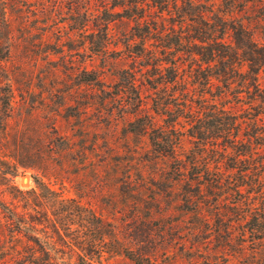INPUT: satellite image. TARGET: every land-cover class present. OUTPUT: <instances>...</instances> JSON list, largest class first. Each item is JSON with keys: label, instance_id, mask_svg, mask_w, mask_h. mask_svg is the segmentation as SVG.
I'll use <instances>...</instances> for the list:
<instances>
[{"label": "rangeland", "instance_id": "obj_1", "mask_svg": "<svg viewBox=\"0 0 264 264\" xmlns=\"http://www.w3.org/2000/svg\"><path fill=\"white\" fill-rule=\"evenodd\" d=\"M195 1L201 3L209 21L206 28L220 23L215 16L227 17L220 0ZM238 1L244 6L236 17L264 43V19L259 17L258 3ZM78 3L81 10L83 0ZM69 13L62 0H0V170L14 164L27 167L20 168L13 179L19 189L32 188L31 175L36 174L50 186L62 188L67 197L91 207L106 224L98 264H134L126 251L136 247L145 253L155 252L161 264H225L221 254H216L219 241L213 232L208 245H199L196 251L192 248L202 235L195 226L196 219L180 206L179 185L170 187V161L145 162L148 140L139 123L146 118L133 127L128 123L134 120L133 114L127 113L133 109V94H121L124 90L116 84L114 74L120 69H134L142 59L132 58L115 43L122 40L121 33L132 23L120 19L112 22L108 51L90 61L81 16L72 17L74 21ZM179 19L176 10L155 19L163 35L154 37L149 47L158 51L166 66H180L179 74L188 82L187 71L196 62L187 57L185 39L177 42V35L185 37L190 28H182L180 35ZM224 38L230 43L231 35L227 33ZM90 69L97 72L99 86L86 82L85 71ZM146 79L145 74L137 75L140 115L148 114L154 125L166 126L170 116L152 110L153 100L162 92L150 88ZM259 83L264 87V72ZM185 85L179 80L168 85L166 93L178 104L186 100L188 105L197 106L198 89L189 82L191 92L184 94L181 90ZM232 101L229 98L224 103ZM176 103L169 106L172 116L182 107L177 108ZM146 126L148 129L150 125ZM175 127L181 134L175 151L183 157L193 142L188 118H177ZM9 191L11 195L0 188V197L19 205L21 194ZM228 201L222 205H230ZM0 220L3 224L1 214ZM232 224L233 234L239 235L243 221ZM1 226L0 264H18L21 254L16 250L25 238L13 237ZM247 252H243L248 257L243 264H251ZM229 264L241 262L237 256L231 257Z\"/></svg>", "mask_w": 264, "mask_h": 264}, {"label": "trees", "instance_id": "obj_2", "mask_svg": "<svg viewBox=\"0 0 264 264\" xmlns=\"http://www.w3.org/2000/svg\"><path fill=\"white\" fill-rule=\"evenodd\" d=\"M62 1L71 18L81 16L90 61L108 51L112 22L120 19L132 23L115 44L132 58L142 60L134 69L117 70L114 78L124 90L121 94H133V109L127 113L133 114L134 120L128 123L133 127L146 118V122L139 123L148 140L145 162L170 161V187L179 185L180 206L196 219L195 226L202 235L192 248L196 251L199 245H208L213 232L219 241L216 254H221L219 258L225 264L237 256L241 264L247 263L246 251L251 264H264V87L259 83L260 73L264 72V43L236 17L244 4L220 0L227 17L215 16L220 23L206 28L209 21L205 20L201 3L195 0H83L81 10L79 0ZM245 1L257 2L259 17L264 19V0ZM174 10L180 18L179 34L190 26L185 37L177 35V42L184 38L189 46L188 59L196 62L187 71L188 82H183L180 66H166L158 51L149 47L154 37L163 35L155 19ZM7 25L11 34L12 28ZM227 33L231 35L230 43L224 38ZM85 72L88 84L100 85L97 72ZM144 74L150 88L162 92L153 100L152 110L170 116L166 126L154 125L148 114L140 115L142 98L137 75ZM179 80L186 84L181 90L184 94L191 92L189 82L198 89V103L190 106L184 99L179 102L180 111L172 116L169 106L176 101L166 89ZM229 98L233 103L225 104ZM180 104L176 103L177 108ZM179 117L188 118V133L193 138L183 157L175 151L181 136L175 127ZM146 125H150L148 129ZM20 168L27 167L14 164L6 171L0 170V188L9 195V189L21 194L19 205L0 197L2 230L7 228L13 237L25 238L16 250L21 254L18 264H98L103 254L105 222L91 207L67 197L62 188L50 186L36 174L31 175L32 188L19 189L13 179ZM227 200L230 205H222ZM240 221L243 229L236 236L232 223ZM126 255L134 264H161L155 252L145 253L137 247L127 250ZM42 257L44 261L40 262Z\"/></svg>", "mask_w": 264, "mask_h": 264}]
</instances>
